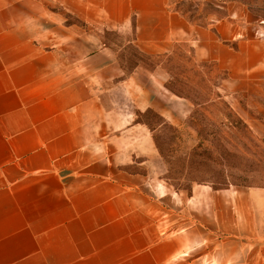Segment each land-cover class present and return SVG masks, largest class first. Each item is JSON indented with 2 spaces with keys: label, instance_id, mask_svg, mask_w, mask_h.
Segmentation results:
<instances>
[{
  "label": "crops",
  "instance_id": "crops-1",
  "mask_svg": "<svg viewBox=\"0 0 264 264\" xmlns=\"http://www.w3.org/2000/svg\"><path fill=\"white\" fill-rule=\"evenodd\" d=\"M93 26L150 54L188 44L231 77L264 63L234 11L197 25L169 0H0V264H264L255 194L195 188L193 214L166 230L164 161L133 113L158 107L142 74L166 94L153 71L126 74Z\"/></svg>",
  "mask_w": 264,
  "mask_h": 264
},
{
  "label": "rangeland",
  "instance_id": "rangeland-1",
  "mask_svg": "<svg viewBox=\"0 0 264 264\" xmlns=\"http://www.w3.org/2000/svg\"><path fill=\"white\" fill-rule=\"evenodd\" d=\"M169 2L197 25L226 18L234 11L247 36L264 46V0ZM66 17L63 22H75L79 31L84 29L81 20ZM93 31L95 39L112 47L126 74L137 67L153 71L158 94H166L163 98L156 95L142 74L139 81L147 89L142 101L157 97L158 107L133 110L135 121L152 131L164 161L158 179L168 192L157 194L161 200L157 216L166 230L181 229L182 215L188 209L193 214L187 200L195 188L203 191L202 197L204 191H220L231 198L246 194L252 199L255 194L264 201V63L231 77L216 60L200 57L188 44L150 54L136 46L132 35L95 26ZM253 226L252 236L264 232V224Z\"/></svg>",
  "mask_w": 264,
  "mask_h": 264
}]
</instances>
